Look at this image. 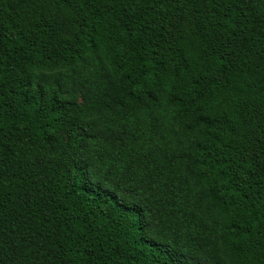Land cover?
Instances as JSON below:
<instances>
[{
    "label": "trees",
    "instance_id": "obj_1",
    "mask_svg": "<svg viewBox=\"0 0 264 264\" xmlns=\"http://www.w3.org/2000/svg\"><path fill=\"white\" fill-rule=\"evenodd\" d=\"M0 264H264V0H0Z\"/></svg>",
    "mask_w": 264,
    "mask_h": 264
}]
</instances>
